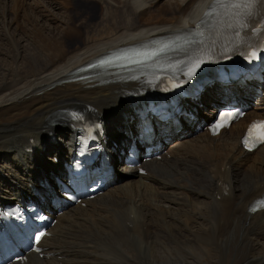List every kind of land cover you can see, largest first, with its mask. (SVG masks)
Masks as SVG:
<instances>
[{
    "label": "bare ground",
    "instance_id": "obj_1",
    "mask_svg": "<svg viewBox=\"0 0 264 264\" xmlns=\"http://www.w3.org/2000/svg\"><path fill=\"white\" fill-rule=\"evenodd\" d=\"M81 1L86 2L0 0L4 49L12 60H31L37 68L26 77L17 68L0 84V201L33 197L45 178L55 184L53 176L74 145L70 125L49 120L59 109L93 108L104 122L116 172L107 190L85 206L57 213L51 235L40 242L43 256L31 253L22 264H196L208 252L215 264H264V210L251 211L264 193V144L252 152L240 144L246 124L264 116L261 97L246 86L207 88L196 118H181L178 132L157 135L165 153L160 161H141L140 174L120 155L126 139L137 133L130 100L122 98L130 83L120 81L115 69L81 70L113 52L195 28L213 0H92L108 24L98 28L102 33L95 37H103L97 40L87 37L98 25L75 30L68 9ZM120 8L123 21L114 22ZM225 99L248 112L228 131L211 136L204 122ZM50 133L58 136L56 146L47 141Z\"/></svg>",
    "mask_w": 264,
    "mask_h": 264
},
{
    "label": "rangeland",
    "instance_id": "obj_2",
    "mask_svg": "<svg viewBox=\"0 0 264 264\" xmlns=\"http://www.w3.org/2000/svg\"><path fill=\"white\" fill-rule=\"evenodd\" d=\"M24 1L28 2V4H30V5H32V4L33 5H35V4L41 5L43 0H24ZM39 1H41V2H39ZM90 1L92 3V0H86V2H84V1L78 2L76 5L77 7L75 8L74 11L71 9H68V8L67 9L72 11V15L75 18V20L77 21V23L75 24V30L77 32H79V33L81 32V30H80L81 26L89 28L92 25H98L96 27V29L93 28L90 30V35H88V37H87V39L91 37L93 40H97V39H101L103 37L102 34L99 35L98 37H95L96 35H98V33L96 31L100 30L102 33V30L101 29L98 30V28H101L102 23L106 24V26H102V27L108 28V24L104 21H100V19H101L100 17L102 16V11L100 9V6L97 4L91 5ZM53 11L56 12V10H53ZM122 11H123L122 8H120L116 12L118 16H116V13L115 14L113 13V17H114L113 21L114 22L123 21ZM55 14L56 13H54L52 15L55 16ZM57 14L59 17L62 16V15H60V12ZM64 15H66V14H64ZM137 21L138 20L135 19L134 23H138V24H140V27H142L143 21H140V22L139 21L137 22ZM112 29H114V28H112ZM119 31H120V29H115V33H119ZM93 34H95V35L93 36ZM81 38H85V37L83 36ZM2 42L4 43L3 40H0V51H1L0 52V59H2L1 64L3 65L4 69H6L5 72H7L8 74L6 77H3L2 75H0V84H2L5 79L9 78L12 75L11 73H13V71L17 72L15 70L17 68H18L17 70L19 71L21 77H26V76L32 74L37 69L36 66L33 65L34 63L31 60L28 64H20L21 62L18 59L12 60L11 57L7 54L6 50L4 49L5 45H3ZM22 45L24 46V43H22ZM158 161H160V160H158ZM105 190H107V188ZM196 220L199 221L200 219L196 218ZM168 245H174V244H168ZM215 259H216V257L212 258L211 253L208 252V254L206 256L202 257L200 260H198L196 264H215V262H216Z\"/></svg>",
    "mask_w": 264,
    "mask_h": 264
},
{
    "label": "snow or ice",
    "instance_id": "obj_3",
    "mask_svg": "<svg viewBox=\"0 0 264 264\" xmlns=\"http://www.w3.org/2000/svg\"><path fill=\"white\" fill-rule=\"evenodd\" d=\"M258 2L264 3V0H229V3L233 7H240L242 4L244 8H251L254 4H256ZM241 26H243V25H241ZM144 55H145V58H148L147 54H144ZM253 55H255V53ZM196 67H199V65L197 64ZM257 127H264V121L254 123L249 129V136L252 135L253 130L256 129ZM261 139H264V136H262ZM257 142H259V141H257ZM244 143L246 146L248 145V138H245ZM257 207H264V200L258 202L256 207H254L252 209V211H255Z\"/></svg>",
    "mask_w": 264,
    "mask_h": 264
}]
</instances>
